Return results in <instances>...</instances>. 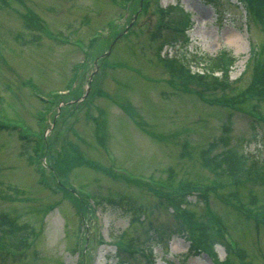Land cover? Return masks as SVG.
Instances as JSON below:
<instances>
[{
	"label": "rangeland",
	"instance_id": "374dc122",
	"mask_svg": "<svg viewBox=\"0 0 264 264\" xmlns=\"http://www.w3.org/2000/svg\"><path fill=\"white\" fill-rule=\"evenodd\" d=\"M179 4L187 42L167 28ZM244 6L0 0V236L11 221L26 239L2 243L0 264H264V171H222L234 157L264 163V98L239 96L264 54V16ZM224 50L235 61L223 85L169 60L208 72ZM204 219L240 258L199 240L188 254L172 228L201 238Z\"/></svg>",
	"mask_w": 264,
	"mask_h": 264
},
{
	"label": "trees",
	"instance_id": "16d2710c",
	"mask_svg": "<svg viewBox=\"0 0 264 264\" xmlns=\"http://www.w3.org/2000/svg\"><path fill=\"white\" fill-rule=\"evenodd\" d=\"M241 2H243L244 4H246V6L248 7V11L252 14H260L264 16V0H240ZM181 10V14L180 17H175V21L176 24L178 25L179 29L177 31H173V39L176 41L178 39V37H183L184 40H188V36L185 34V30L186 28H188L190 26V22L191 19L189 17V14L186 12H183V9L180 8ZM180 37V38H181ZM235 57L230 55L228 51H223L221 54H219L217 57L211 58L210 59V63H209V70L213 73H215L216 70H223L225 71V73H227L230 69V66L232 65V63L235 61L234 59ZM258 59V58H257ZM255 58H251V61L249 62V64L251 63L252 65V60H255L254 62V66H253V71H254V78L251 82V84L249 85V90L246 93H243L242 95H239L241 97V100L247 101V100H251L252 97L257 96V99H260V97L264 98V54L261 57V59L257 60ZM176 65H174V68L177 69V74L178 75H183L186 79H189L190 81H193L195 83H197L198 85H201V87H203L202 85V81L204 82H209L208 80V74H202V73H195V72H191V69L187 68L185 65L183 66L182 64L175 62ZM215 83H219L221 84L220 78L218 76L214 75V79L211 80ZM212 82V83H213ZM202 94V93H201ZM239 97V98H240ZM238 98V100H239ZM235 160H229L230 163H227L225 168H222V171L230 174V175H234V177L238 178V177H242L243 175L247 174V176L249 174H263V169L258 165H252L251 168L249 169V171L246 170L244 163L243 162H237L236 157H234ZM244 159V158H243ZM60 170V169H58ZM65 190H67L66 188H64ZM68 192V190H67ZM209 221L208 220H203V225L205 226V232H202L201 234H203L204 237L198 238L197 236H192V234L190 232H188V235H186L185 233V228L184 226L186 224L182 223L180 224V222H178L177 224H175L173 229L174 233H177L179 235H183L187 238H189L191 240V248H190V254H199L200 253V249H199V245L201 242V245L203 246L204 249H208V245L211 247L213 246V244L215 243L214 240L220 241L222 243L225 244V241L223 240V238H215L212 234V231L215 230V228L213 230H211L212 228L208 225ZM8 230L7 232H3L1 233L0 236V245L2 244L1 241L6 242L9 241V245L14 246V247H19L21 244V238H23L24 233H22L21 230H19L18 227H16L15 223L13 222H8ZM205 233V235H204ZM200 234V235H201ZM198 240L200 241L198 243ZM227 246V245H226ZM227 250H228V255L231 254V250L229 248V246H227ZM202 251V250H201ZM228 262V261H227ZM217 264H222V261L217 262ZM224 264V263H223ZM229 264V262H228Z\"/></svg>",
	"mask_w": 264,
	"mask_h": 264
},
{
	"label": "bare ground",
	"instance_id": "6f19581e",
	"mask_svg": "<svg viewBox=\"0 0 264 264\" xmlns=\"http://www.w3.org/2000/svg\"><path fill=\"white\" fill-rule=\"evenodd\" d=\"M233 41H237V37L234 35V36H232V38H231Z\"/></svg>",
	"mask_w": 264,
	"mask_h": 264
}]
</instances>
